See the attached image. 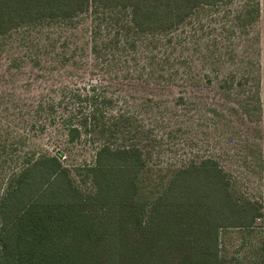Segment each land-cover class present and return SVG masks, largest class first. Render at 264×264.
Instances as JSON below:
<instances>
[{
    "label": "trees",
    "instance_id": "1",
    "mask_svg": "<svg viewBox=\"0 0 264 264\" xmlns=\"http://www.w3.org/2000/svg\"><path fill=\"white\" fill-rule=\"evenodd\" d=\"M230 2L0 0V38L21 26L89 14L100 22L97 29L104 23L115 31L102 48L115 43L133 51L143 39L157 40L201 10ZM261 12L258 3L244 9L238 25ZM92 50L97 53L98 45ZM227 82L244 85L231 76L221 87ZM71 92L73 106L62 118L66 140L92 137L99 143L94 161L77 166L75 174L58 150L19 155L16 138L7 148L0 144V153L11 151L14 162L0 183V264H264V228L255 231L261 205L235 187L218 160L205 157L163 176L148 164L149 138L132 116L107 112L110 100L102 91ZM75 99L85 108L77 109ZM240 109L247 114L243 102ZM229 230L255 236L241 257L243 241L234 253L223 252L222 234Z\"/></svg>",
    "mask_w": 264,
    "mask_h": 264
},
{
    "label": "rangeland",
    "instance_id": "2",
    "mask_svg": "<svg viewBox=\"0 0 264 264\" xmlns=\"http://www.w3.org/2000/svg\"><path fill=\"white\" fill-rule=\"evenodd\" d=\"M255 3L263 9L264 0H231L203 9L171 34L143 39L133 51L115 43L102 48L108 32L115 31L104 23L97 29L100 22L89 14L11 31L0 38V144L7 148L16 138L19 155L58 150L76 174L77 166L93 163L99 143L84 133L68 142L62 118L71 90L102 91L110 100L107 112L128 114L136 127L146 129L150 166L165 176L192 161L215 158L235 187L261 205L255 231H262L264 15L243 26L237 17ZM231 76L244 85L221 87ZM8 152L0 153L1 186L14 164ZM78 184L89 189L88 183ZM221 239L229 255L243 241L241 257L255 236L229 230Z\"/></svg>",
    "mask_w": 264,
    "mask_h": 264
}]
</instances>
